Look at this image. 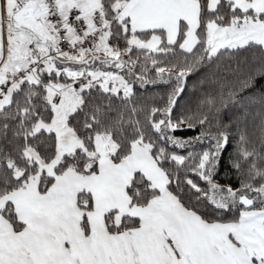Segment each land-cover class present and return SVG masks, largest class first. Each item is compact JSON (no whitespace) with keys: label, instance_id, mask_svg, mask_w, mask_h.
Instances as JSON below:
<instances>
[{"label":"snow or ice","instance_id":"snow-or-ice-1","mask_svg":"<svg viewBox=\"0 0 264 264\" xmlns=\"http://www.w3.org/2000/svg\"><path fill=\"white\" fill-rule=\"evenodd\" d=\"M221 6L228 11L222 12ZM74 10L78 11L75 21L82 20L87 26L83 36L77 35L69 21ZM112 23L132 33L125 54L133 46L149 53L172 51L160 46L161 36L153 34L147 41L138 38V32L147 34L149 30L166 33L168 46L182 36L179 48L191 54L176 73L178 83L165 107L151 109L148 120L157 132L162 125L171 131L182 130V124L194 127L192 116L182 115L173 122L171 112L183 91V78L202 62L218 60L224 55L221 50L249 46L264 50V0H108L107 5L104 0H0V28L4 30L0 32V86L7 85L6 92L0 91V119L4 121L0 135H6L10 122H16L13 134L25 140L19 162L0 155V264H264V183L258 187L252 183L257 177L264 181V169L253 160L235 191L231 186L221 188L212 179L221 151L226 150V132L210 137L215 144L191 168L207 183L205 190L187 176L181 181L174 174L185 164L184 156H169L164 148L155 150L150 138L146 142V132L135 118L137 108L113 106L111 96L120 89L124 98L132 95L124 77L91 71L87 73L91 79L81 82L79 90L68 83H44L43 73L55 72L56 77L63 73L73 82L84 76L83 70H57L55 61L63 58L88 64L85 57L92 50L103 51L104 59L92 57L103 65L128 66L121 60L120 50L107 44L112 33L103 29ZM202 26L203 40L197 33ZM62 30L70 45L83 43L98 31L102 34L92 50L80 48L77 55H71L59 47ZM197 45L199 52L194 51ZM152 63L157 61L152 59ZM131 64L135 66L136 61ZM165 71L156 67L161 78ZM225 71L235 74L241 69L237 64ZM257 74L264 76V64L240 81L242 87L251 86ZM97 84L103 99L85 114L87 135L81 138L69 126V117L83 110L88 101L82 93ZM54 97L59 98L58 103ZM235 97L230 90L228 99L236 102ZM41 100L43 103L38 102ZM220 103H225L223 92ZM10 105L14 109L9 110ZM205 105L211 111L216 99L206 95L200 102L201 107ZM49 107L51 122L46 123L39 109ZM129 111L131 115H127ZM157 112L164 119L152 120ZM206 120L205 116L197 123L203 125ZM42 130L55 133L54 158L42 157L28 143L29 137L36 139ZM205 135L202 132L195 139ZM167 139L181 144L179 139ZM239 142L241 160H230L238 171L243 161L258 155L243 147L247 143L243 133ZM164 161L178 167L165 168ZM173 184L177 189L187 184L199 193L197 202L206 200L215 210L242 207L229 222H210L181 202L170 190ZM246 192L256 196L250 198Z\"/></svg>","mask_w":264,"mask_h":264},{"label":"trees","instance_id":"trees-1","mask_svg":"<svg viewBox=\"0 0 264 264\" xmlns=\"http://www.w3.org/2000/svg\"><path fill=\"white\" fill-rule=\"evenodd\" d=\"M107 5L108 0H104ZM222 12L228 10L221 6ZM114 15V13H112ZM207 13H205V17ZM202 17V20L205 18ZM111 15L107 17L110 19ZM227 17L225 23H227ZM130 29V27H129ZM112 35L109 36L107 42L114 49H119L121 60L128 62V66L124 68H109L114 74L124 77L132 88V95L128 98H124L123 90L111 96V100L114 107L122 108L128 106L137 108L135 118L139 120L140 126L146 132L147 138H150L155 143V150L164 148L165 152L170 155H181L186 158L185 164L180 167V171L175 173L183 181L185 176L188 179H192L203 189H207L208 185L205 181L200 180L199 176L191 171V168L195 166L199 161V155L203 151L211 149L215 144V140L211 139L212 135L224 131L228 135V143L225 145L226 150L221 151V159L217 163L216 170L213 174V182L221 188L231 186L235 191L240 188L241 179L246 178L248 166L255 160L257 167L264 169V76L257 74L251 86L243 88L240 81L245 79L249 74L256 72L262 64H264V50L259 46H249L244 49L236 50H221L224 55L218 60L214 59L211 62H202V66L198 67L193 73L183 78L184 88L180 96L177 97V102L171 112V119L175 122L179 117L192 116L191 123L193 128H188L187 124H182L180 128L182 130L171 131L161 126L162 131L157 132L151 127L149 123V115L152 108L161 109L164 108L168 101V95L177 86V80L175 79L176 73H178L181 67L186 64V57L191 58V54L183 52L179 48V44L182 43V36L177 37V43L171 46L167 45L165 35L162 31H148L147 34L137 33L138 38L142 40H149L153 34L161 36V47H171L172 51L168 53H149L146 50L137 49L134 46L132 51L125 54L127 45V39L132 36L131 31L124 32L123 28L117 23H112L108 29ZM118 33V34H117ZM198 38L203 40L205 38L204 28L197 29ZM99 42V40L97 41ZM96 42V43H97ZM195 52L200 51V45L194 49ZM152 59L157 61V64L152 63ZM93 63L96 60H88ZM130 61H136L135 66L130 65ZM91 63H88L90 66ZM57 70H62L67 67L70 70H75L77 67H82L84 64L61 62V59L55 61ZM217 64L220 65L217 68ZM239 64L241 71L239 73H230L225 71L229 66L235 68ZM87 65V64H86ZM175 65V67H172ZM163 67L166 69L164 76L161 78L156 73V67ZM131 69V74H129ZM141 77L143 79H141ZM171 77V78H169ZM42 79L44 83H48L51 80L53 83L65 84L70 82L71 79L65 74H61L60 77L55 76V72L48 74L43 73ZM76 83H79L76 80ZM111 86V84H110ZM26 88L27 85L25 84ZM35 87V86H34ZM73 87V85H72ZM119 87V85H117ZM80 88V87H79ZM99 85H96L92 89H85L82 96L88 101L83 107L82 111L72 114L69 117V126L72 127L77 135L84 138L87 135V131L83 128L85 114L90 113V109L93 103L100 102L103 97L99 92ZM46 95V92L42 88H38ZM79 90V89H78ZM234 91L236 93L235 101L232 102L228 99V92ZM223 92L225 97L224 105L220 103V94ZM206 95H211L216 99L215 107L209 111L208 106H200V102ZM55 101L57 97L53 98ZM43 103V101H38ZM15 105H10L9 110L14 109ZM43 114L44 121L46 123L51 122V110L50 107L45 110L39 109ZM127 115H131L130 111ZM126 115V118H127ZM207 117L206 122L201 125L197 123V120ZM164 119V116L157 112L155 116H152V120L159 121ZM4 121L0 119V124ZM11 127L7 131L6 135H0V155H9L13 159L18 161L20 151L23 149L25 140L23 136H14L13 130L16 122H10ZM90 131V130H88ZM202 132L207 133L203 139L197 140L196 137L200 136ZM244 134L247 137V143L243 147L248 151H255L258 155L250 157L247 161L242 162L241 170L231 166L230 160H241L238 153L240 145V136ZM163 137V138H162ZM173 137L181 141L180 145L170 143L167 139ZM50 138V139H49ZM28 143L35 147L36 151L42 156H52L54 158L55 153V133H48L41 131L37 134V138H28ZM191 154V155H189ZM47 162H50L47 161ZM163 166L170 170H175L178 166L174 162L164 161ZM46 175V173H44ZM253 185L258 187L261 183H264L259 177L252 181ZM50 186V185H49ZM43 187V185H41ZM170 190L177 194L181 199V202L188 207L194 208L198 214L204 219L213 222H229L234 217L238 216V210L242 206L237 208L215 210L214 206L207 203V201L197 202L195 190H190V186L183 184L180 189H177L176 185H171ZM246 194L252 198L256 194L254 192H246ZM259 205H254L253 208L257 209Z\"/></svg>","mask_w":264,"mask_h":264},{"label":"built area","instance_id":"built-area-1","mask_svg":"<svg viewBox=\"0 0 264 264\" xmlns=\"http://www.w3.org/2000/svg\"><path fill=\"white\" fill-rule=\"evenodd\" d=\"M78 15V11L74 10L73 12L69 13V21L70 23L73 25V27H75L77 29V35L83 36V31L82 30H86L87 26L86 24H84V22L81 20L79 22L75 21V16ZM94 23H96L97 29H101V25L97 22V20L94 18ZM103 31H108V29H103ZM102 33L100 31H98L95 34H91L89 35V37H87L83 43H77L76 45H70L68 43V41L64 38V34H63V30L61 32V38L59 41V47L61 49V51H65V52H69L71 55H77L78 51L80 48H85V49H89L91 50L93 48V44L96 43L99 40V36ZM50 55L55 56L56 53L55 52H51ZM41 67H43V65H41ZM81 86V81H79V83H76L75 85H73V88L78 90L79 87ZM6 86H0V91H5L6 92ZM2 98V97H0ZM56 102H59V98L57 97Z\"/></svg>","mask_w":264,"mask_h":264},{"label":"rangeland","instance_id":"rangeland-1","mask_svg":"<svg viewBox=\"0 0 264 264\" xmlns=\"http://www.w3.org/2000/svg\"><path fill=\"white\" fill-rule=\"evenodd\" d=\"M109 21H111V18L109 19ZM0 32H2V29L0 28ZM151 39V38H150ZM97 43H99V42H97ZM107 44H108V46L109 47H111V45L107 42ZM93 49V48H92ZM91 49V50H92ZM123 54H121V56H122ZM93 56H98V57H100L101 59H104V53H103V51H100V52H95L94 50H92V51H89L87 54H86V59L87 60H91L92 59V57ZM61 62H69V61H67V60H65V59H63V58H61ZM89 63H91V62H89ZM129 64L130 65H132L131 64V61L129 62ZM113 66L112 65H103V64H101V62H100V59H97L95 62H93V63H91V65L89 66L88 64L86 65V64H84L82 67H77V68H75V70H73V71H80V70H83L84 72H85V75L84 76H81V77H79V78H77V80H81V81H83V82H85V84L88 82V80H90L91 79V77H89V76H87V73L88 72H91V71H102V72H111V73H113L111 70H109V68H112ZM114 74V73H113ZM71 79V78H70ZM68 84H72V85H74V84H76V81L75 82H73L72 81V79H71V81L70 82H67ZM95 83V82H94ZM98 85V84H97ZM123 90V89H122Z\"/></svg>","mask_w":264,"mask_h":264},{"label":"crops","instance_id":"crops-1","mask_svg":"<svg viewBox=\"0 0 264 264\" xmlns=\"http://www.w3.org/2000/svg\"><path fill=\"white\" fill-rule=\"evenodd\" d=\"M129 27H130V25H129ZM2 29V28H1ZM4 30L2 29V32H3ZM149 31H151V30H149ZM156 31H162V30H156ZM163 32V31H162ZM164 33V32H163ZM164 35H165V38H166V41H167V34L166 33H164ZM183 42V41H182ZM31 47V46H30Z\"/></svg>","mask_w":264,"mask_h":264}]
</instances>
